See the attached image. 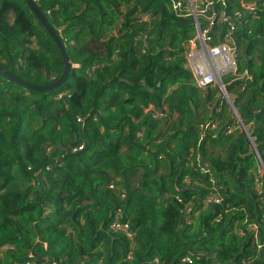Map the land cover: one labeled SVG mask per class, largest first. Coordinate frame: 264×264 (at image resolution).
Here are the masks:
<instances>
[{
    "label": "trees",
    "instance_id": "1",
    "mask_svg": "<svg viewBox=\"0 0 264 264\" xmlns=\"http://www.w3.org/2000/svg\"><path fill=\"white\" fill-rule=\"evenodd\" d=\"M213 1L232 106L196 85L172 0L35 1L70 68L0 74V264H264V0ZM0 67L63 72L25 0H0Z\"/></svg>",
    "mask_w": 264,
    "mask_h": 264
},
{
    "label": "built area",
    "instance_id": "2",
    "mask_svg": "<svg viewBox=\"0 0 264 264\" xmlns=\"http://www.w3.org/2000/svg\"><path fill=\"white\" fill-rule=\"evenodd\" d=\"M36 1V0H34ZM173 8L178 12H184L193 18L195 35L189 40L186 51V67L194 77L198 87L204 88L217 85L221 95L225 98L229 95L221 78L228 74H236L237 62L232 33L235 30L234 22L230 16L220 14V21L228 25V30L222 34L214 30L213 0H172ZM183 3V4H184ZM251 9V7H247ZM211 11V14L208 12ZM220 81V84H219ZM226 99V98H225ZM205 171V170H204ZM261 175L264 176L262 165ZM208 201L218 202L217 196L208 197ZM113 229H127V224L116 221L112 223ZM261 247V245H259Z\"/></svg>",
    "mask_w": 264,
    "mask_h": 264
},
{
    "label": "water",
    "instance_id": "3",
    "mask_svg": "<svg viewBox=\"0 0 264 264\" xmlns=\"http://www.w3.org/2000/svg\"><path fill=\"white\" fill-rule=\"evenodd\" d=\"M25 2L27 3V5L29 6V8L31 9L33 14L37 17V19L40 21V23L45 28L46 32L50 35V37L52 38V40L54 41V43L58 47V49L60 51V54H61V56L63 58V63H64L63 72H62L61 76L57 80H55L53 82H50L49 84H44V85H37V84H32V83L23 81L20 78L16 77L11 72H8V71L2 69L1 67H0V74H2L3 76H5V77L17 82L18 84H21V85H23L25 87H28V88H31V89H35V90H38V91L49 90V89H52V88H55V87L59 86L60 84H62L66 80L67 75H68V71H69V68H70V61H69V58H68V56L66 54V51L64 49V45H63L61 39L56 34V32L54 31L53 27L47 21V19L43 15V13L39 10V8L36 5L35 1L34 0H25ZM46 79L48 81L51 80L49 77H47ZM219 84H220V81H219ZM225 98L230 103V105L232 106V103H231L229 95H226ZM241 126H242L243 130L246 131V129H245L244 125L242 124V122H241ZM253 149H254V152H255L256 157L259 160L260 164L264 166L263 162L260 159L259 153L256 151L255 145H253Z\"/></svg>",
    "mask_w": 264,
    "mask_h": 264
}]
</instances>
